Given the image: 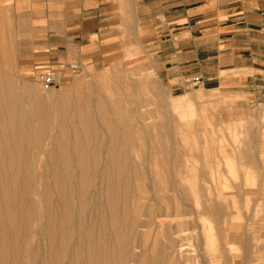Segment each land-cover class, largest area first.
I'll return each mask as SVG.
<instances>
[{"label": "rangeland", "instance_id": "374dc122", "mask_svg": "<svg viewBox=\"0 0 264 264\" xmlns=\"http://www.w3.org/2000/svg\"><path fill=\"white\" fill-rule=\"evenodd\" d=\"M37 59L0 0V101L17 110L0 111V264H264V82L178 87L135 39L68 57L81 70L58 85Z\"/></svg>", "mask_w": 264, "mask_h": 264}, {"label": "crops", "instance_id": "0c3cea01", "mask_svg": "<svg viewBox=\"0 0 264 264\" xmlns=\"http://www.w3.org/2000/svg\"><path fill=\"white\" fill-rule=\"evenodd\" d=\"M6 1L29 21L34 68L116 55L119 42L135 39L178 87L198 80L256 90L264 82V0Z\"/></svg>", "mask_w": 264, "mask_h": 264}, {"label": "built area", "instance_id": "2783aa9c", "mask_svg": "<svg viewBox=\"0 0 264 264\" xmlns=\"http://www.w3.org/2000/svg\"><path fill=\"white\" fill-rule=\"evenodd\" d=\"M65 70L69 72H78L81 70V66L78 63H69L61 66H39L35 68V76L44 85H58ZM193 82L196 84L199 83L198 80H194Z\"/></svg>", "mask_w": 264, "mask_h": 264}, {"label": "bare ground", "instance_id": "6f19581e", "mask_svg": "<svg viewBox=\"0 0 264 264\" xmlns=\"http://www.w3.org/2000/svg\"><path fill=\"white\" fill-rule=\"evenodd\" d=\"M1 81V80H0ZM2 82V81H1ZM1 86V85H0ZM2 88V87H1ZM55 88V87H54ZM53 88V89H54ZM81 94V93H80ZM12 96V95H11ZM13 98V97H12ZM65 104V103H64ZM0 105H1V112L2 114H8L9 116V123L12 125L14 123V121L16 120L17 117H15V115L17 114V110H16V106L14 103H10L8 101H3L1 100L0 101ZM36 105H37V112H38V118L42 121H48V120H51L52 117L50 116V113L53 112L52 109H50L48 106H47V102L40 98L37 102H36ZM3 106V107H2ZM60 111V110H59ZM21 120L24 119L25 117L22 116L20 117ZM19 118V119H20ZM32 119V116L29 117V120ZM20 121V120H19ZM2 142V141H1ZM4 142V141H3ZM28 148V147H27ZM7 151V150H6ZM150 161V160H149ZM13 169V168H12ZM4 172V171H3ZM47 172V171H46ZM16 174V173H15ZM19 191V190H18ZM49 198V197H48ZM51 208V207H50ZM116 213V212H115ZM78 233V232H77ZM116 242V241H115ZM58 251V250H57ZM72 257V256H71Z\"/></svg>", "mask_w": 264, "mask_h": 264}]
</instances>
